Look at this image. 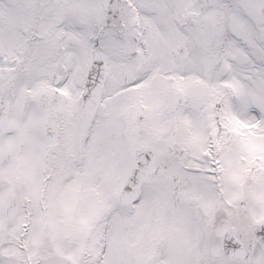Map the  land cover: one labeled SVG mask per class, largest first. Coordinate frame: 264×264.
<instances>
[{
  "label": "snow or ice",
  "instance_id": "snow-or-ice-1",
  "mask_svg": "<svg viewBox=\"0 0 264 264\" xmlns=\"http://www.w3.org/2000/svg\"><path fill=\"white\" fill-rule=\"evenodd\" d=\"M0 264H264V0H0Z\"/></svg>",
  "mask_w": 264,
  "mask_h": 264
}]
</instances>
